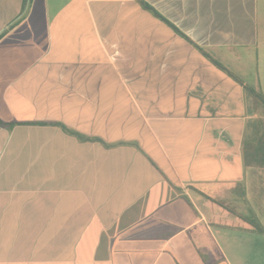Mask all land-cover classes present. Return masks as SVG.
<instances>
[{"label":"crops","instance_id":"1","mask_svg":"<svg viewBox=\"0 0 264 264\" xmlns=\"http://www.w3.org/2000/svg\"><path fill=\"white\" fill-rule=\"evenodd\" d=\"M145 1L0 0V264H264V0Z\"/></svg>","mask_w":264,"mask_h":264},{"label":"trees","instance_id":"2","mask_svg":"<svg viewBox=\"0 0 264 264\" xmlns=\"http://www.w3.org/2000/svg\"><path fill=\"white\" fill-rule=\"evenodd\" d=\"M140 2L144 6L145 9L152 11L157 16H160L145 0H140ZM201 51L208 58H210L217 66L224 69V67H222V65H220L214 59H212L203 49H201ZM12 126H13V123H5L4 121H2L0 119V127L12 128ZM64 129H66V128L64 127ZM69 132L72 133L71 131H69ZM72 134L76 135L75 133H72ZM77 136L79 137V139H85L84 137H82L80 135H77ZM245 159H246V163L248 164V166L263 165V163H264V135L261 137L260 142L258 144L248 146L247 151L245 153ZM239 220H240V223L245 224L243 227H244V230H246V231H250V232L252 231V232H256V233H262L264 231V228L256 220L244 219L242 217H239ZM245 227H247V228H245ZM241 229H243V228H241Z\"/></svg>","mask_w":264,"mask_h":264},{"label":"rangeland","instance_id":"3","mask_svg":"<svg viewBox=\"0 0 264 264\" xmlns=\"http://www.w3.org/2000/svg\"><path fill=\"white\" fill-rule=\"evenodd\" d=\"M259 92H260L261 95H263V97H264V94H262V93H264V91L260 90ZM258 97L262 98V96H258ZM262 99H263V98H262ZM259 111H260V109H259ZM257 114H258V116H259L258 119H259L260 121H262V118H263V116H264L263 113L260 111V112H258ZM263 131H264V130H263ZM262 133H263V134H262V136H263V135H264V132H262ZM262 136H261V137H262ZM258 143H259V142H258Z\"/></svg>","mask_w":264,"mask_h":264}]
</instances>
